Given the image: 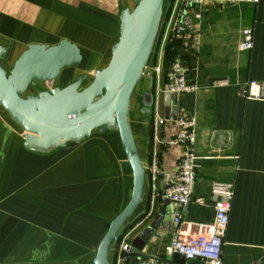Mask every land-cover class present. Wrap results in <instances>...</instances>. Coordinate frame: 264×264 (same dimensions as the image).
<instances>
[{
  "label": "crops",
  "instance_id": "1",
  "mask_svg": "<svg viewBox=\"0 0 264 264\" xmlns=\"http://www.w3.org/2000/svg\"><path fill=\"white\" fill-rule=\"evenodd\" d=\"M135 1L0 0V44L5 48L0 65L10 68L27 44L51 45L64 38L78 46L80 65L71 69V77L61 75L68 77L65 82H32L27 93L65 85L75 75L91 76L109 58L120 10L131 9ZM170 3L166 0L164 6ZM201 11L200 21L180 40L185 47L177 40L175 48L164 49L159 91L154 92L146 68L130 96L127 122L145 180L135 211L108 252L109 264H132L127 263L131 252L120 259L123 242L145 256L137 264H186L178 255L164 254L173 233L171 213L178 206L161 196L183 151L174 141L179 115L195 120L196 156L191 201L181 219L210 223L212 183H233L222 261L264 264V99L242 93L250 80L264 82V0L207 2ZM244 27L253 35L252 47L245 51L238 48ZM174 57L187 67L194 92L164 91ZM148 91L153 104L145 108L142 94ZM131 186L115 130L94 129L78 142L38 152L24 146L23 130L0 107V264H92L108 222L128 201Z\"/></svg>",
  "mask_w": 264,
  "mask_h": 264
},
{
  "label": "water",
  "instance_id": "2",
  "mask_svg": "<svg viewBox=\"0 0 264 264\" xmlns=\"http://www.w3.org/2000/svg\"><path fill=\"white\" fill-rule=\"evenodd\" d=\"M162 5L163 0H136L131 9L120 10L118 34L110 46L109 58L104 66L92 71L84 86H81L85 80L83 74L65 85L26 93L32 82L50 83L59 77L62 69L79 64L78 46L64 38L51 45L27 44L10 68L0 65V107L23 130L26 148L45 152L69 141L78 142L94 129L117 132L132 175L130 197L108 222L92 264H109L108 252L142 196L145 175L128 126L127 110L158 36ZM4 53L5 48L0 44V60ZM142 103L145 108L152 106L150 91L142 94ZM130 252L127 263L137 264L145 257ZM186 264L202 262L188 259Z\"/></svg>",
  "mask_w": 264,
  "mask_h": 264
},
{
  "label": "built area",
  "instance_id": "3",
  "mask_svg": "<svg viewBox=\"0 0 264 264\" xmlns=\"http://www.w3.org/2000/svg\"><path fill=\"white\" fill-rule=\"evenodd\" d=\"M258 0H171L166 8L163 3L161 24L155 40L152 53L154 62L150 61L144 67L154 82V92H158L157 78L160 72V58L171 41H180L192 30L201 17V6L207 2L254 4ZM166 2V0H164ZM165 7V8H164ZM253 44L252 29L244 27L238 44L239 50H249ZM143 70V71H144ZM187 67L179 57L169 62L165 76L164 91L168 93L194 92L196 85L187 76ZM242 93L247 98L264 99V82L250 80ZM177 132L174 141L183 146V151L177 162V172L170 180L161 196L178 206L171 213L173 233L170 241L164 246V254L178 255L183 260L198 259L202 264H224L222 261V245L225 228L229 219V212L234 198V186L231 182L214 181L211 186L214 216L210 223L199 224L182 220L183 208L191 201L190 191L195 179L194 154L195 148V120L192 116L179 115L176 117ZM155 169V168H154ZM192 201L201 203V198ZM191 230L188 232L187 230ZM120 259L124 260L130 253L126 243L120 244Z\"/></svg>",
  "mask_w": 264,
  "mask_h": 264
},
{
  "label": "trees",
  "instance_id": "4",
  "mask_svg": "<svg viewBox=\"0 0 264 264\" xmlns=\"http://www.w3.org/2000/svg\"><path fill=\"white\" fill-rule=\"evenodd\" d=\"M163 3H164V0H163ZM162 8H163V5H162ZM174 42H175V41H171V42H169V43L167 44V48H168V47H171V46H172V48H173V47L175 48L176 45H175ZM152 55H153V54H150V57H149L148 61L152 60V58H153ZM80 63H81V60H80V62H79V64H78L77 66H74V67L71 66V67H68V68L72 69V68L78 67V66L80 65ZM105 64H106V63H105ZM105 64H104V65H105ZM82 75H83V74H82ZM76 76H77V75H75L74 78H73L72 80H74V79L76 78ZM90 78H91V76H85V81H84V83L81 84V86H84L85 84H87L88 81L90 80ZM72 80H71V81H72ZM71 81H70V82H71ZM66 84H67V83H66ZM28 91H29V90H27L26 93H27ZM115 131H116V130H115Z\"/></svg>",
  "mask_w": 264,
  "mask_h": 264
},
{
  "label": "rangeland",
  "instance_id": "5",
  "mask_svg": "<svg viewBox=\"0 0 264 264\" xmlns=\"http://www.w3.org/2000/svg\"><path fill=\"white\" fill-rule=\"evenodd\" d=\"M164 5H165V2H164ZM63 73H69V76L71 77V69L70 68H64V69H62V71H61V74H60V78H61V75H63ZM78 76V75H77ZM67 78L68 77H65V76H62V78L61 79H56V80H54L53 82H55V83H57V82H60V83H63V82H65L66 80H67ZM85 81V80H84ZM33 83H31V85H32ZM38 85L40 84V85H43V83H37ZM30 90V89H29Z\"/></svg>",
  "mask_w": 264,
  "mask_h": 264
},
{
  "label": "bare ground",
  "instance_id": "6",
  "mask_svg": "<svg viewBox=\"0 0 264 264\" xmlns=\"http://www.w3.org/2000/svg\"><path fill=\"white\" fill-rule=\"evenodd\" d=\"M29 144H30V146H32V145H33V142H31V141H30V143H29Z\"/></svg>",
  "mask_w": 264,
  "mask_h": 264
}]
</instances>
